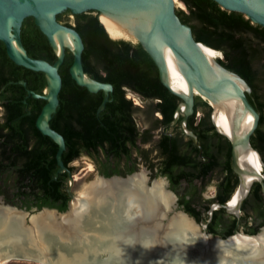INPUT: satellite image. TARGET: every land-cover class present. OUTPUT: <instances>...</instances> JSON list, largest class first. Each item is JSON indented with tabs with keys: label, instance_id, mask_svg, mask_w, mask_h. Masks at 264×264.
<instances>
[{
	"label": "water",
	"instance_id": "obj_1",
	"mask_svg": "<svg viewBox=\"0 0 264 264\" xmlns=\"http://www.w3.org/2000/svg\"><path fill=\"white\" fill-rule=\"evenodd\" d=\"M215 1L222 8L242 12L252 22L264 26V0ZM179 8L181 6L175 0H0V40L4 42L8 56L15 63L41 70L47 77L48 83L42 93L31 91L34 97L47 100L36 124L42 132L58 142V172H63L68 170L62 160L65 139L51 127L50 119L59 102L58 94L62 86L59 66L66 48L74 54L70 72L78 83L92 91H105L106 97L100 109L106 105L112 84L99 81L84 70L82 36L73 26L59 21L57 14L66 9L72 13L93 10L101 22L100 14L104 11L110 31L126 33L130 37L127 39L140 42L155 60L161 81L181 98L178 103L181 108L177 109L176 116L182 111V104H185L183 111L186 114L193 111L196 95L207 99L214 113L215 105L212 101L216 94L219 116L215 121L225 133L229 120L224 116H238V121L234 120V125L238 126V137L234 139L232 136V140L234 158L238 152V164L244 171L242 179L246 190L234 207L215 202L209 209V213H212L216 207H223L238 214L255 178L248 160L259 156L245 143H249L260 113L248 96L252 90L248 82L214 58L203 45L204 42L195 39L192 27L177 14ZM27 16H33L48 36L58 56L55 62L28 54L21 39V27ZM21 82L25 83L24 80ZM46 111L48 116L41 125L40 121ZM131 174L107 176L99 173L98 176L110 179L124 178ZM162 178L174 196L172 204L164 215L146 218L142 212L133 208L126 209L125 205L114 209L116 204H113L112 199L100 205H89L80 218L73 217L78 194L75 195L72 190L74 173L71 171L66 180V189L70 195L66 210L50 206L27 208L6 201L0 194L3 205L26 213L25 222L28 225H33V219L42 220L40 215L44 210H51L55 215V219L48 224H39L32 244L24 242L0 254V264L13 259H25L39 264H264L255 254L251 255L248 249L228 242L229 237L236 233L257 235L264 230V226L255 233L237 230L223 236L209 232L206 230L207 222L198 221L190 215L179 204L178 196L169 188L167 180ZM148 179V184H151L158 178L150 179L148 176ZM179 212L186 214L199 226L198 232H182L172 228V219ZM229 249L239 254L238 259L241 260L233 259L234 254L228 256ZM223 258L228 260L223 262Z\"/></svg>",
	"mask_w": 264,
	"mask_h": 264
},
{
	"label": "trees",
	"instance_id": "obj_2",
	"mask_svg": "<svg viewBox=\"0 0 264 264\" xmlns=\"http://www.w3.org/2000/svg\"><path fill=\"white\" fill-rule=\"evenodd\" d=\"M182 1L188 11L179 8L177 14L192 27L195 39L220 50L223 56L218 60L251 86V101L264 104V26L252 22L242 12L222 8L215 0ZM57 19L73 26L82 36L84 70L99 81L111 83L112 89L105 107L100 109L105 91H92L78 83L70 72L74 54L66 48L59 66V102L50 119L51 127L65 139L62 160L68 170L58 172L59 144L36 124L47 100L31 93H42L47 77L41 70L15 63L0 40V180L9 185L5 189L0 187V193L7 196V190L11 193L10 189H15L20 203L6 200L27 208L50 206L66 210L70 199L66 180L69 171L74 173L70 163L82 153L99 160L100 173L104 175L130 173L112 166L117 151L127 148L133 125L134 103L126 96L129 90L147 99L157 98V104L165 107H174L181 100L161 81L155 60L142 44L111 37L93 10L72 13L66 9L57 14ZM21 39L30 56L52 63L57 60L48 36L33 16L23 20ZM195 97L208 104L200 95ZM179 204L198 221L207 222V231L223 236L234 233L232 228L219 229L223 207L209 213L208 204L198 202L196 195H180Z\"/></svg>",
	"mask_w": 264,
	"mask_h": 264
},
{
	"label": "flooded vegetation",
	"instance_id": "obj_3",
	"mask_svg": "<svg viewBox=\"0 0 264 264\" xmlns=\"http://www.w3.org/2000/svg\"><path fill=\"white\" fill-rule=\"evenodd\" d=\"M129 92L137 95L140 101L136 99L131 107L133 125L127 148L117 151L112 166L130 173H137L142 167L150 179L164 177L170 188L179 190H174L178 202L180 195L186 198L196 195L198 202L209 207L215 202L230 203L242 183L244 171L238 164V152L234 158L232 136L216 124L209 101L203 98L208 102L203 104L195 97L193 111L186 114L182 109L176 116L180 104L165 107L157 104L159 99H147L132 90L126 93L128 98H131ZM253 106L260 113L259 121L249 143L245 144L257 152L262 170L252 169L255 178L238 214L224 208L219 224L222 230L232 228L234 232L252 233L264 226V104L253 103ZM81 156L90 157L100 171L102 164L99 160H94L88 153ZM8 186V182L0 180V187L5 189ZM209 187L213 188V194L205 195ZM10 192L7 190V196L6 193L0 194L5 200L9 198L20 203L21 197L16 196L15 189L11 188Z\"/></svg>",
	"mask_w": 264,
	"mask_h": 264
},
{
	"label": "bare ground",
	"instance_id": "obj_4",
	"mask_svg": "<svg viewBox=\"0 0 264 264\" xmlns=\"http://www.w3.org/2000/svg\"><path fill=\"white\" fill-rule=\"evenodd\" d=\"M100 20L112 36L130 38L126 33L110 31L104 11L100 14ZM203 45L214 56V58L220 55L221 51L205 44ZM75 71L77 72V70ZM212 103L215 105L213 114L214 119H216L219 116L217 94ZM184 106L185 104H182V109L185 108ZM47 116L48 112L46 111L40 121L41 125ZM224 118L229 120L226 127V133L236 139L238 137V126L236 127L234 125V120L237 119L238 121V116H224ZM248 163L252 169L254 168L258 171L262 170V162L260 158L248 160ZM148 180V175L144 170L137 173L134 172L124 178L114 177L104 179L98 177L86 187L84 186L85 188L83 187L84 189L77 195V203L73 212V217L80 218L89 205H100L108 199H112L113 204H116L114 209L125 205L126 209L133 208L138 210L139 213L142 212L144 218L164 215L167 209L170 208L174 196L172 192L167 189L166 182L163 178L154 179L151 184H148ZM245 189L246 187L242 180L241 185L235 192L230 203H228L229 207L235 206ZM25 216H27L25 212L8 205H3L0 201V254L5 252L9 247L22 245L24 242L32 244L35 240V230L39 229V224H48L55 219L53 211L44 210L40 215L42 220H39L38 218L33 219V225H28L25 222ZM171 226L173 229L182 232L191 231L194 233L198 232L199 229V226L182 212H179L173 217ZM205 239H207L206 236ZM228 242L237 247L248 249V252L251 255L255 254V256L264 263V230L257 235L236 233L229 237ZM228 251V256L234 254L233 259L239 258V254L233 253L230 249ZM227 260L228 259L223 258L222 261L226 262ZM231 262L233 263V261ZM46 264L53 263L47 262Z\"/></svg>",
	"mask_w": 264,
	"mask_h": 264
},
{
	"label": "rangeland",
	"instance_id": "obj_5",
	"mask_svg": "<svg viewBox=\"0 0 264 264\" xmlns=\"http://www.w3.org/2000/svg\"><path fill=\"white\" fill-rule=\"evenodd\" d=\"M175 2L178 5H180L181 8L188 11L186 4L182 0H175ZM114 38H123V37H114ZM222 56H223V54L221 52L220 55L217 56L216 58L217 59L222 58ZM128 95H129V97L132 98L133 102H135L136 99H137V101L139 100L138 96L134 95L133 93L129 92ZM70 165L74 168V171H73L74 172V183L72 186V190H73L75 195L79 194L90 182L96 180L99 177L98 174L100 173V171H98L96 164L94 163V161L90 157L81 156V157L73 160L70 163ZM141 170H142V167L139 168L136 172L141 171ZM153 178L161 179L162 176H154ZM170 189H172V188H170ZM211 194H213V188L209 187L205 191V195H211ZM17 205H19V204H17ZM19 206H21V205H19ZM4 264H39V263L29 261V260H25V259H13V260H11L7 263H4Z\"/></svg>",
	"mask_w": 264,
	"mask_h": 264
}]
</instances>
